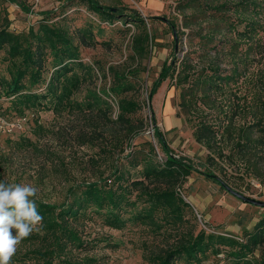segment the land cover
<instances>
[{
	"label": "trees",
	"instance_id": "1",
	"mask_svg": "<svg viewBox=\"0 0 264 264\" xmlns=\"http://www.w3.org/2000/svg\"><path fill=\"white\" fill-rule=\"evenodd\" d=\"M8 1L31 12L20 0ZM75 1L63 0L58 12L56 8L40 11L36 22L22 31L11 30L7 16L0 13V62L6 64V76H0V97L9 100V107L18 115L40 110L76 114L83 123L73 135L76 142L96 147V159H89L97 171L92 180L69 186L58 204L35 198L42 225L21 241L14 260L24 264H98L100 257L91 253L96 241L85 231L97 215L115 229L131 223L146 225L152 235H160L163 228L175 232L166 247H143L148 264H176L178 260L200 264L222 251L235 262L264 264V259L254 263L248 258L264 244V217L240 240L193 227L185 229L190 225L185 219L189 205L179 194V184L192 171L222 181L211 171H199L188 159L176 156L155 125L153 113L154 137L164 157L157 158L152 142H147L144 152L131 150L121 157L144 127L143 101L131 93L139 92L142 61L153 37L136 9L78 0L99 21L113 24L122 18L134 27L129 43L132 63L110 65L107 73L98 66L104 79L110 75V85L97 91V74L82 61L81 49L98 43L109 45L110 41L96 40L104 28L92 18L73 23L65 9ZM175 2L181 27L187 32L165 17L173 36L172 48L148 89L147 101L168 80L178 91L180 113L190 124L195 141L208 150L207 157L220 159L264 183V0ZM154 19L160 17H149ZM118 30L128 33L131 28ZM183 34L187 36L185 50ZM110 95L115 102L109 101ZM0 109L5 115L7 107L0 103ZM109 126L117 129L111 131ZM102 164H108L106 171ZM11 231L15 235L16 230Z\"/></svg>",
	"mask_w": 264,
	"mask_h": 264
},
{
	"label": "rangeland",
	"instance_id": "2",
	"mask_svg": "<svg viewBox=\"0 0 264 264\" xmlns=\"http://www.w3.org/2000/svg\"><path fill=\"white\" fill-rule=\"evenodd\" d=\"M31 12L22 10L15 1L0 0V13L5 14L10 21L9 28L22 31L36 22L40 11L56 8L63 0H20ZM110 6H124L127 9H136L147 21L149 34L153 37L148 56L143 59L140 77L139 92H132L135 97L143 101L141 116L144 127L132 141V147H127L121 157L129 151L144 152L148 149L147 142L156 146L157 158L164 157L154 137V124L151 115L155 116V125L163 134L168 146L176 156H183L199 171H211L221 181L233 190L264 201V183L244 174L235 166L229 165L220 159L208 158V150L195 141L192 128L185 121L178 106V91L168 80H165L147 101V92L153 80L157 77L162 62L169 56L172 48V32L162 19L149 20L151 16L166 17L175 21L180 30L182 17L176 10L175 0H100ZM72 17L73 23L79 25L85 22L86 17L94 19L103 27V31L96 35L99 42L110 41L109 45L98 43L93 47L81 49L82 61L90 65L97 74L95 88L97 91L107 90L110 85V75L102 77V67L107 73L110 65L131 64L129 58L130 35L134 27L126 24L122 18H117L113 24L99 21L92 13L86 11L80 1L76 0L72 7L65 9ZM130 27L128 33L118 29ZM187 44L186 34L182 35V48ZM180 45V47H181ZM183 52L180 53L182 55ZM0 76H6V64L0 62ZM84 90V89H83ZM1 94V90H0ZM130 95V94H129ZM109 101L115 102L114 96ZM5 115L0 109V181L6 183L30 184L39 189L36 199L61 203L67 194L69 186L80 181L92 180L97 171L90 157L96 159V147L79 145L73 135L82 123L76 114H54L49 110L38 112L26 111L18 115L10 108V101H3ZM115 117L116 106H114ZM36 124L43 128L38 129ZM110 130H114L109 126ZM31 143V144H30ZM99 163V161H98ZM108 164H102L101 169L107 170ZM264 180V177H262ZM180 196L189 205L185 219L190 222L185 229L204 230L207 233L223 234L236 237L251 231L259 220L264 217V208L249 204L246 201L229 193L214 178L207 177L198 171H192L178 186ZM164 229V228H163ZM161 230L160 235H152L146 225L127 223L123 229L111 228L96 215L85 226L89 239H95L96 247L91 253L100 257L98 264H148L144 258L143 247L158 250L173 242L175 232ZM191 230V229H190ZM174 231V230H173ZM19 249V245L17 251ZM23 252L25 248H22ZM228 250V248H225ZM222 251L216 258L209 255L200 264H242L233 261ZM254 263L264 259V244L260 245L252 256L248 257ZM11 264H24L21 261L11 260ZM32 264V263H31ZM176 264H184L182 260Z\"/></svg>",
	"mask_w": 264,
	"mask_h": 264
},
{
	"label": "clouds",
	"instance_id": "3",
	"mask_svg": "<svg viewBox=\"0 0 264 264\" xmlns=\"http://www.w3.org/2000/svg\"><path fill=\"white\" fill-rule=\"evenodd\" d=\"M38 192L30 184L0 181V264H11L21 241L40 230L43 217L36 204Z\"/></svg>",
	"mask_w": 264,
	"mask_h": 264
},
{
	"label": "water",
	"instance_id": "4",
	"mask_svg": "<svg viewBox=\"0 0 264 264\" xmlns=\"http://www.w3.org/2000/svg\"><path fill=\"white\" fill-rule=\"evenodd\" d=\"M160 19L166 20L165 17H160ZM221 185L224 187L225 190H227L229 193L233 194L234 196L240 198L241 200L246 201L249 204H253V205L264 208V201L256 200L254 198H250L248 196H245V195L233 190L232 188H230L229 186H227L223 182L221 183Z\"/></svg>",
	"mask_w": 264,
	"mask_h": 264
},
{
	"label": "built area",
	"instance_id": "5",
	"mask_svg": "<svg viewBox=\"0 0 264 264\" xmlns=\"http://www.w3.org/2000/svg\"><path fill=\"white\" fill-rule=\"evenodd\" d=\"M0 128H1V125H0Z\"/></svg>",
	"mask_w": 264,
	"mask_h": 264
}]
</instances>
